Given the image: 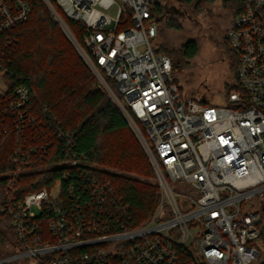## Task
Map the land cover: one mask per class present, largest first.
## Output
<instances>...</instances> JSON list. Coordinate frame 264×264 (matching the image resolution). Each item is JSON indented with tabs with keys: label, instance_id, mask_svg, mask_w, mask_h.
<instances>
[{
	"label": "built area",
	"instance_id": "1",
	"mask_svg": "<svg viewBox=\"0 0 264 264\" xmlns=\"http://www.w3.org/2000/svg\"><path fill=\"white\" fill-rule=\"evenodd\" d=\"M43 1L137 135L161 195L140 226H130L127 206L98 173L80 174L67 200L60 180L21 200L8 197L42 149L27 136L29 89L4 79L11 52L3 34L27 21L31 8L0 0V143L15 144L0 200L11 226L0 238V264H180L182 246L194 262L264 264V0H242L227 28L239 60L237 85L221 105L182 96L170 57L151 44L167 17L155 3L170 0H54L83 23L80 40ZM86 165L73 157L60 167Z\"/></svg>",
	"mask_w": 264,
	"mask_h": 264
},
{
	"label": "trees",
	"instance_id": "2",
	"mask_svg": "<svg viewBox=\"0 0 264 264\" xmlns=\"http://www.w3.org/2000/svg\"><path fill=\"white\" fill-rule=\"evenodd\" d=\"M27 1L31 8L28 20L2 37L4 41L9 39L11 52L5 61L4 79L10 87L24 85L29 89L27 110L34 124L29 126L27 136L30 144L45 150L33 155L36 162L21 176L15 192L8 197L21 200L32 191L43 187L50 189L60 180L62 196L67 200L65 191L72 182L78 185L80 174L98 173L111 182L120 203L127 206L130 226L147 223L156 212L161 194L157 184L141 179L153 177L154 171L140 140L120 109L100 87L48 5L43 0ZM185 1L191 0H170L168 6L156 1V10L162 14L167 8H177ZM51 2L80 40L83 23L66 17L59 5L54 0ZM225 4L233 16L243 6L242 0H226ZM176 24L169 21L170 26ZM156 51L170 57L175 73L198 55L199 46L191 39L177 50L166 47ZM231 60L236 78L237 53H233ZM236 85H228L227 92ZM195 98L210 103L202 97ZM10 142L0 143V200L7 196L6 173L12 169L15 144ZM73 157L86 159L87 165L60 167ZM108 167L120 172L103 169ZM9 220V216L0 217L2 242L10 232ZM180 252V264H205L194 262L193 254L185 246L180 247Z\"/></svg>",
	"mask_w": 264,
	"mask_h": 264
},
{
	"label": "rangeland",
	"instance_id": "3",
	"mask_svg": "<svg viewBox=\"0 0 264 264\" xmlns=\"http://www.w3.org/2000/svg\"><path fill=\"white\" fill-rule=\"evenodd\" d=\"M225 1L191 0L179 4L177 8H167L165 10L167 17L165 22L159 26L158 37L151 40L152 46L161 50L166 47L169 50H177L183 43L191 39L197 42L198 55L183 70L174 73L182 96L186 94L194 98L202 97L212 104L221 105L225 102L224 94L227 92L228 85L235 82V68L231 60L235 51L226 38V31L233 18V12L225 4ZM163 2L165 6H168L167 2ZM106 12L111 16L116 15L115 8L107 9ZM52 14L54 15V13ZM169 21H174L177 26H170ZM62 29L70 39L66 30ZM73 45L75 46V44ZM75 48L80 54L79 49L76 46ZM103 169L113 173L120 172L116 168ZM153 171V177L149 179L141 177V179L157 184L161 194V187L154 168Z\"/></svg>",
	"mask_w": 264,
	"mask_h": 264
},
{
	"label": "crops",
	"instance_id": "4",
	"mask_svg": "<svg viewBox=\"0 0 264 264\" xmlns=\"http://www.w3.org/2000/svg\"><path fill=\"white\" fill-rule=\"evenodd\" d=\"M162 24H160L159 26H161Z\"/></svg>",
	"mask_w": 264,
	"mask_h": 264
}]
</instances>
